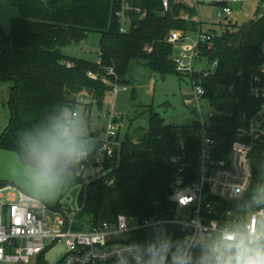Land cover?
Returning a JSON list of instances; mask_svg holds the SVG:
<instances>
[{"label":"trees","instance_id":"trees-1","mask_svg":"<svg viewBox=\"0 0 264 264\" xmlns=\"http://www.w3.org/2000/svg\"><path fill=\"white\" fill-rule=\"evenodd\" d=\"M20 16L12 21L10 35L0 30V82L10 84V122L0 135V148L17 154L20 162L40 168L38 146L63 142L68 133L81 146L85 138L69 132L73 113L84 92L101 106L114 85L126 84L133 62L143 63L154 73L166 77L175 74L172 63L174 46L167 38L172 31L182 34L203 29L197 7L170 0L165 12L161 0H16ZM128 4L141 13L128 12L129 33H121L117 13ZM144 15V17H143ZM200 20V21H199ZM217 36L206 53L219 66L212 75H194L201 81L214 116L208 133L217 143L215 159L228 156L236 131L243 125V114L254 111L258 101L250 93V81L263 62L264 17L240 24L234 17L228 22L209 24ZM215 28V29H213ZM92 33L101 35L98 62L67 56L62 49L85 42ZM113 69L115 76L108 75ZM96 75L97 80L89 77ZM102 79H107L104 84ZM190 79V80H191ZM217 86L224 92L215 95ZM87 111L91 106H86ZM66 111H72L67 118ZM149 126L137 142L127 138L116 158L105 163L106 175L85 183L80 196L76 229L113 223L119 215L144 220H158L160 225L141 229L133 240L142 246L143 262L149 248L168 244L173 252L183 250L192 264H199L202 254L215 259L205 246L189 240L182 227L171 223L178 206L171 201L177 183H190L197 177L201 150V126L192 129L168 125L159 113L149 112ZM96 135V134H94ZM252 185L243 204L257 200L264 205V145L251 153ZM185 166L183 172L180 170ZM56 177L74 175L82 181L79 156L60 155L53 165ZM114 183L111 184V181ZM2 186H0L1 188ZM171 260V255L168 257Z\"/></svg>","mask_w":264,"mask_h":264},{"label":"built area","instance_id":"built-area-1","mask_svg":"<svg viewBox=\"0 0 264 264\" xmlns=\"http://www.w3.org/2000/svg\"><path fill=\"white\" fill-rule=\"evenodd\" d=\"M197 7L207 5L216 8L217 19L228 22L235 15L234 6L247 3L256 6L257 18L264 17V0H178ZM163 9L168 11L170 0H161ZM140 14V9L124 4L117 13L121 22V33H129L128 12ZM144 17V15H143ZM200 21V20H199ZM215 31L204 32L199 28L194 33L170 32L167 41L174 46L172 63L177 73L187 79L201 74L204 78L216 72L219 62H210L206 53L214 45ZM264 55V45H263ZM108 75L115 76L113 69ZM97 80V76L90 74ZM108 84L107 79H102ZM194 101L200 102L207 94L201 81L190 80ZM126 89V88H124ZM119 85L113 86L110 94L115 97ZM250 93L258 105L254 111L243 114V125L237 129L229 154L224 159H215L217 143L208 133L209 126L202 118L200 110L201 150L197 177L190 183L180 181L172 194L171 201L178 206L176 219L171 223L182 227L189 245L205 246L215 262H229L236 252L243 248H254L261 233H264V205L256 201L252 205L243 204L252 185L250 168L251 153L259 145H264V59L258 72L250 81ZM84 100V98H82ZM208 113V121L214 116ZM73 113V121L77 119ZM107 122L105 136L94 144L90 140L81 143L84 153L79 156L81 170H87L91 151L96 155L97 164L106 158H116L112 170L118 167L122 143L119 142V115L112 109L103 116ZM186 169L185 166L180 170ZM100 172L94 179L106 175ZM77 176L84 177L78 173ZM114 180L111 181V184ZM79 211V210H78ZM78 211L65 209L52 211L38 199L13 187L0 188V264H47L44 253L59 242L66 244L64 258L59 264H142V246L133 240L134 234L161 224L158 220H144L119 215L113 223H103L97 227L76 229L79 223Z\"/></svg>","mask_w":264,"mask_h":264},{"label":"rangeland","instance_id":"rangeland-1","mask_svg":"<svg viewBox=\"0 0 264 264\" xmlns=\"http://www.w3.org/2000/svg\"><path fill=\"white\" fill-rule=\"evenodd\" d=\"M15 1L0 0V30L5 36L10 35L12 21L20 16ZM216 11L215 7L199 6L200 19L205 23L204 32L211 29L209 24L220 22ZM234 11L235 22L243 24L255 18L256 6L250 3L242 7L236 5ZM100 38L99 33H92L85 42L67 46L62 51L67 56L98 62ZM125 80H127L126 84L119 85L118 95L115 97L113 94H107L101 106L95 102L90 93L81 94L80 105L74 110L78 117L72 123L69 132L90 140L94 144L97 139L105 136L108 122L103 116L112 109L119 115L117 127L121 143L127 138L137 142L144 136L149 126V112L152 109L155 113H159L168 125L193 129L195 125L202 124L200 110H198L200 107L203 120L209 122L207 116L212 108L205 99L199 103L190 99L193 89L189 79L185 77L181 79L175 74L162 77L143 63L133 62ZM10 86L0 82V114L3 110H7V125L11 117L8 107ZM223 92L222 86H217L214 90L215 95H221ZM86 106H91L89 112ZM72 113V111H66L65 115L71 119ZM107 160L108 158L101 164H97L96 155L91 151L87 161L88 168L83 172L82 181L70 175L67 179L56 177L52 185L40 186L34 180L36 169L22 164L16 153L0 148V186L2 189L13 187L23 191L47 205L52 211L65 209L76 212L80 209L79 200L84 182L87 183L98 176L104 170ZM66 249L64 242L57 243L44 253L43 261L47 264H59L65 256ZM31 264H36V260H33Z\"/></svg>","mask_w":264,"mask_h":264},{"label":"clouds","instance_id":"clouds-1","mask_svg":"<svg viewBox=\"0 0 264 264\" xmlns=\"http://www.w3.org/2000/svg\"><path fill=\"white\" fill-rule=\"evenodd\" d=\"M63 142L59 140L52 141L48 146H38L36 154L40 160V168L34 176L37 185H52L56 176L53 171V165L58 156L63 155L69 158L80 156L84 153L81 146L68 133L63 134ZM257 246L254 248H241L236 252L230 261V264H264V233H261L258 241H253ZM147 260L144 264H192L187 255L181 249L172 251L168 244H162L158 249L149 248L147 250ZM171 255V260L168 259ZM199 264H212L209 257L201 255L198 257ZM215 264H229L224 260H218Z\"/></svg>","mask_w":264,"mask_h":264},{"label":"water","instance_id":"water-1","mask_svg":"<svg viewBox=\"0 0 264 264\" xmlns=\"http://www.w3.org/2000/svg\"><path fill=\"white\" fill-rule=\"evenodd\" d=\"M7 110H3L0 114V135L7 126Z\"/></svg>","mask_w":264,"mask_h":264},{"label":"crops","instance_id":"crops-1","mask_svg":"<svg viewBox=\"0 0 264 264\" xmlns=\"http://www.w3.org/2000/svg\"><path fill=\"white\" fill-rule=\"evenodd\" d=\"M191 96H192V98L190 97V99H191V100H194V98H193V94H192V93H191ZM188 101H189V100H188ZM189 105H191V104H189Z\"/></svg>","mask_w":264,"mask_h":264}]
</instances>
